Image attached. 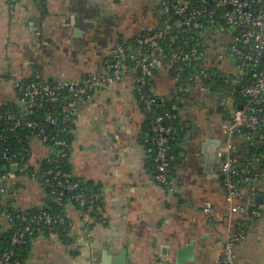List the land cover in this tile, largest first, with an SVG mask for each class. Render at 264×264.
I'll return each mask as SVG.
<instances>
[{
	"label": "crops",
	"instance_id": "obj_1",
	"mask_svg": "<svg viewBox=\"0 0 264 264\" xmlns=\"http://www.w3.org/2000/svg\"><path fill=\"white\" fill-rule=\"evenodd\" d=\"M118 4L139 8L144 23L128 22L131 27L125 26L124 32L116 30L109 17L121 16ZM165 21L155 0H0V106L20 105L15 85L34 76L54 84L104 73L121 39L129 40L146 27L162 28ZM135 76L131 72L121 82L97 90L76 121L72 169L78 178L101 185L103 223L89 235L80 211L68 207L72 245L67 248L55 237L40 236L27 264H176L175 250L198 239L206 246L199 264H217L222 256L228 217L225 192L219 172H204V158L196 148L199 135L202 141L215 135L201 123V114L210 123L206 112H216L222 122L217 98L203 95L206 100L195 96L185 102L170 192L155 180L151 129L134 93ZM151 83L159 98L175 90L164 63ZM46 150L37 147L35 159ZM41 201L34 185L19 199L23 208ZM206 201L212 203L210 214L204 212ZM235 254L237 264H264V212L236 245Z\"/></svg>",
	"mask_w": 264,
	"mask_h": 264
},
{
	"label": "built area",
	"instance_id": "obj_2",
	"mask_svg": "<svg viewBox=\"0 0 264 264\" xmlns=\"http://www.w3.org/2000/svg\"><path fill=\"white\" fill-rule=\"evenodd\" d=\"M161 4L165 29L146 27L141 30L135 35L133 51L117 44L111 50L104 73L75 83L50 84L39 76L30 82L16 83L21 112L0 113V158L5 162L0 167V234L12 232V248L0 249V264H22L15 259L17 250L29 241L34 242L36 233L43 236L38 226L49 227L48 236L55 237L58 243L67 248L72 245L74 226L69 214L45 212L46 200L66 208L75 206L87 234L93 233L96 219L90 213L98 197H88L81 182H73L65 171L63 164L71 158V146L65 135L74 133L75 119L90 98L91 90L119 83L131 72L136 75L137 101L145 114H152L154 106L164 99L150 88L163 63L176 89L192 97L211 95L219 103L222 116L220 172L228 217L223 252L217 264H237L236 245L247 237L250 225L261 220L264 212V205L257 201L262 195L260 188L264 187V0H161ZM174 30H180V34L171 37L166 57L162 41ZM217 31L226 33L230 40L223 51L211 56L207 49L217 43ZM166 58L169 61L165 63ZM217 64L226 66L228 71L219 72ZM64 89L72 93L73 100L62 107V120L46 117L41 123L28 119L34 109L58 103ZM186 101L180 100L181 103ZM173 110H177V106ZM176 119V115L168 112L156 115L152 119L150 137L155 180L170 192L176 161L171 152L177 140ZM46 125L54 127L56 133L48 132ZM18 131L23 133L15 135L14 139L21 148L13 151L5 147V143L10 133ZM25 143L28 147L23 146ZM255 144L261 147L249 149ZM37 147L47 149L39 160L34 153ZM15 167L17 172L13 171ZM33 185L38 186L43 201L23 208L19 199ZM34 207L42 211L32 217L23 215ZM211 211L212 203L206 201L204 212L210 214ZM3 220L5 225H2ZM16 220L21 221V227L17 228ZM62 226L69 230L66 236L71 243H65L57 231Z\"/></svg>",
	"mask_w": 264,
	"mask_h": 264
},
{
	"label": "trees",
	"instance_id": "obj_3",
	"mask_svg": "<svg viewBox=\"0 0 264 264\" xmlns=\"http://www.w3.org/2000/svg\"><path fill=\"white\" fill-rule=\"evenodd\" d=\"M21 1V0H20ZM40 2L44 3V0H38ZM175 20V18H174ZM180 34V30H174L173 34H171L170 36H168L165 40L162 41L163 43V49H164V56L168 57L169 53H168V49L170 48V44H172V42L170 41L171 37L175 36V35H179ZM185 35L187 36V32H185ZM136 40V36L129 39V40H124L121 39V41L118 44H122L124 47H126L127 50L129 51H133V43ZM169 61V58H166V60H163V62ZM36 78V76H34V78L29 79L28 81H23V82H30L32 80H34ZM218 81V80H217ZM152 86V83H150V88ZM95 90H91L90 92V97L95 93ZM191 95H186L185 92H182L181 89H176L173 90V93L170 97L168 98H164L163 100H160L155 106H154V110L153 113L150 115H147V120L148 123L150 125V129L152 128V119L159 114H163L165 112H168L172 115H176L177 119L174 121V125L177 127V135H176V139L178 140V136L182 130V125H181V111L184 108L185 103H181L180 100L181 99H186V100H190L189 98H191ZM73 100L72 97V93L69 92L68 89H64L63 91H61L60 93V100L58 103H48L46 104L43 108H39V109H34V113L32 115H30L28 117L29 120H37L41 123L44 122V120L46 119V117H52V118H56L58 120H62L63 118V114H62V107L66 104L69 103L70 101ZM83 106V105H82ZM81 106V107H82ZM177 106V110H173V107ZM7 111H11V112H16V113H20L21 112V108L20 105H15V106H0V113L4 114ZM75 121H77V118L75 119ZM75 126L76 124L73 126L74 132H75ZM46 129L48 132H55V128L50 126V125H46ZM23 132L18 131L16 133H10L9 134V139L7 141V143H5V147L13 150V151H18L21 146H18L17 143L15 142L14 136L21 134ZM26 136L24 135V138ZM65 138L67 139V141L69 142V145L72 148V144H73V140H74V133L73 134H66ZM27 139V137H26ZM177 140L172 144L171 146V152L172 154L177 158V152L175 150L176 144H177ZM23 146L28 147V144L25 143ZM261 146L259 145H254L252 147H250L249 149L253 148L255 149H259ZM175 162L173 163V167H174ZM5 165V162L2 160V158H0V167ZM64 165V169L65 171H67L70 175H71V179L73 182H81V185L83 187V189L86 192V195L88 197L91 196H97L98 200H96L95 202H93L92 206H93V211L92 213H90V216H92L93 218L96 219V224H101L103 223V208H104V199H103V195H102V187L101 185L94 183V182H89V181H85L81 178H78L72 169V164H71V159H67V162H65ZM220 180L223 186V177L222 175L220 176ZM69 195L66 194L65 197L67 198ZM1 200V199H0ZM67 206H58L56 204H52L50 203L49 200H46V206H45V212H48L52 215H57V214H61L63 215L64 213L67 212L66 208ZM42 211V209H40L39 207H34L31 210H29L28 212L23 213V215H27L28 217H32L35 216L37 214H39ZM15 224L18 227H21L22 223L20 220H16ZM39 230H42L44 233L43 235L48 236L50 234L49 232V227L47 226H38L37 227ZM61 234H62V240L65 243H71V240L67 238V233L69 230H67L65 227H58V230ZM37 238H39L40 236L38 235V233H36ZM12 237V232H7L4 234H0V249H11V245H10V239ZM32 244L33 242H28L27 244L20 246L17 250L15 259L17 258L18 261H20L22 264H27L26 261L29 257V254L32 250Z\"/></svg>",
	"mask_w": 264,
	"mask_h": 264
},
{
	"label": "water",
	"instance_id": "obj_4",
	"mask_svg": "<svg viewBox=\"0 0 264 264\" xmlns=\"http://www.w3.org/2000/svg\"><path fill=\"white\" fill-rule=\"evenodd\" d=\"M165 27V23L162 24V29H165ZM198 141L200 144L196 148L201 151V155L204 158V172L212 174L214 168L219 162L221 140H218L215 137H209L205 141H202L201 136L199 135ZM17 170L18 168H13L14 172H17ZM257 201L258 203H262L263 196H259ZM205 247V240L198 239L185 246L177 248L174 254L176 264H188L193 262L199 264ZM122 257L121 261L123 262L126 259V255L122 254Z\"/></svg>",
	"mask_w": 264,
	"mask_h": 264
},
{
	"label": "rangeland",
	"instance_id": "obj_5",
	"mask_svg": "<svg viewBox=\"0 0 264 264\" xmlns=\"http://www.w3.org/2000/svg\"><path fill=\"white\" fill-rule=\"evenodd\" d=\"M118 10H119V13L121 14L120 17L117 18L116 20V30H119L121 33L124 32V29H125V26L128 28V27H131V24L133 26L135 25H142L144 23V19L141 15V10L139 8H133L132 6H127L125 4H118ZM132 14V15H131ZM130 15V16H129ZM135 16H136V21H135ZM130 17V18H128ZM133 17V18H132ZM130 20V21H128ZM130 22V23H128ZM217 35L215 37V39L217 40V43L214 42L213 44V47L209 49H207V53L211 56H215V54L220 51L222 48H225L227 45H228V41L230 40L228 35L226 33H220L219 31H217ZM219 42H222L223 45H219ZM223 51V49L221 50ZM216 68H218L219 72H225L226 70L228 71V68L226 69V66L224 65H219L217 64ZM216 71V70H215ZM194 98H197L195 96H193ZM200 100H206V98H204L205 96L201 95V96H198ZM208 103V104H207ZM207 103H202V105L204 104L205 106H208V105H212V106H209V108L213 107L214 105L210 102H207ZM214 108V107H213ZM209 117H210V123L208 122H205L206 119L204 118L203 114H201V123L204 125V127H206L211 133H214V134H220L221 133V126H220V115L216 112H214L213 114H210L208 112H206ZM222 136V134H221ZM219 182V180L217 181V183ZM260 192L262 194H264V187L262 186V188H260Z\"/></svg>",
	"mask_w": 264,
	"mask_h": 264
},
{
	"label": "flooded vegetation",
	"instance_id": "obj_6",
	"mask_svg": "<svg viewBox=\"0 0 264 264\" xmlns=\"http://www.w3.org/2000/svg\"><path fill=\"white\" fill-rule=\"evenodd\" d=\"M155 6H156V8L157 9H162V4H161V0H155ZM108 16H110V15H108ZM118 17H120V16H117L116 18L115 17H109V20H110V22H109V24L110 25H114L115 27H116V22H114V21H116V19L118 18ZM113 20V21H112ZM221 134L222 133H220V134H215L214 136H211V137H215L216 139H218V140H221V142H222V136H221ZM214 171H216L217 173L219 172V178H220V176H221V172H220V158H219V162H218V164H217V166L214 168ZM169 191V190H168Z\"/></svg>",
	"mask_w": 264,
	"mask_h": 264
}]
</instances>
